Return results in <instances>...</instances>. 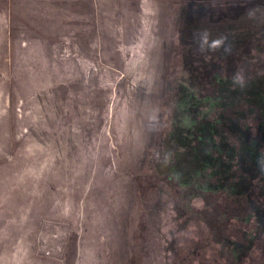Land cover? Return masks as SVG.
<instances>
[{
  "label": "rangeland",
  "instance_id": "1",
  "mask_svg": "<svg viewBox=\"0 0 264 264\" xmlns=\"http://www.w3.org/2000/svg\"><path fill=\"white\" fill-rule=\"evenodd\" d=\"M0 264H264V0H0Z\"/></svg>",
  "mask_w": 264,
  "mask_h": 264
},
{
  "label": "clouds",
  "instance_id": "2",
  "mask_svg": "<svg viewBox=\"0 0 264 264\" xmlns=\"http://www.w3.org/2000/svg\"><path fill=\"white\" fill-rule=\"evenodd\" d=\"M207 42H208V38H207V36H205V37H204V43H207ZM216 43H218V42L213 41V45H215Z\"/></svg>",
  "mask_w": 264,
  "mask_h": 264
}]
</instances>
